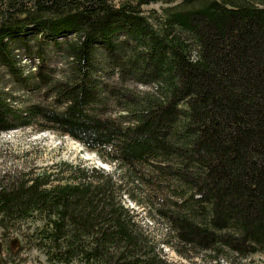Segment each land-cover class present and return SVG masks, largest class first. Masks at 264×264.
Here are the masks:
<instances>
[{"label": "trees", "instance_id": "16d2710c", "mask_svg": "<svg viewBox=\"0 0 264 264\" xmlns=\"http://www.w3.org/2000/svg\"><path fill=\"white\" fill-rule=\"evenodd\" d=\"M0 70L52 96L0 86V132L39 124L165 194L180 250L264 255V0H0ZM110 175L0 188L3 237L38 222L48 264H165Z\"/></svg>", "mask_w": 264, "mask_h": 264}, {"label": "rangeland", "instance_id": "374dc122", "mask_svg": "<svg viewBox=\"0 0 264 264\" xmlns=\"http://www.w3.org/2000/svg\"><path fill=\"white\" fill-rule=\"evenodd\" d=\"M160 7V4H152L145 9L159 10ZM23 61L26 69L37 63L27 59ZM50 66L55 67L56 71L67 69L61 58H54ZM0 86L14 92L17 97H24L25 103L52 101V96L45 90L27 98L25 93L15 89L9 77H2V70ZM108 105L113 107L115 104L109 102ZM110 114L115 115V111L111 110ZM75 167L82 171L87 180L92 175V169L111 174L118 189L115 197L128 212L137 231L147 239L154 255H158L165 264H264V255L259 253L242 258L229 251L221 256L213 252L189 253L180 250L170 225L162 215L168 200L165 194H156L144 184L133 181L117 165L104 163L96 153L87 150L69 136L42 130L39 124L0 132V188L42 175L51 181L69 179V169ZM37 225L38 222L28 221L13 233H7L5 238L0 228V264H48L39 250L24 244V235L31 233Z\"/></svg>", "mask_w": 264, "mask_h": 264}]
</instances>
